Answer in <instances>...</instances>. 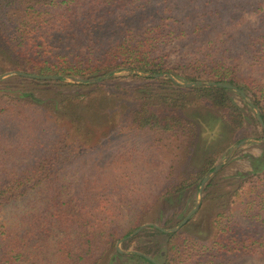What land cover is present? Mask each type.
I'll return each mask as SVG.
<instances>
[{
  "label": "trees",
  "instance_id": "obj_1",
  "mask_svg": "<svg viewBox=\"0 0 264 264\" xmlns=\"http://www.w3.org/2000/svg\"><path fill=\"white\" fill-rule=\"evenodd\" d=\"M213 2L183 9L168 0H0V75L60 77L0 81V264L264 260V153L249 174L226 175L232 160L212 176L180 231L146 228L122 242L130 252L117 250L146 223L176 227L223 153L264 138L235 90L156 77L233 86L264 121V20L248 36L255 75L210 54L171 63L165 53L231 19ZM198 39L200 50L216 44ZM122 69L130 72L96 84L66 81ZM195 221L202 229L189 230Z\"/></svg>",
  "mask_w": 264,
  "mask_h": 264
},
{
  "label": "rangeland",
  "instance_id": "obj_2",
  "mask_svg": "<svg viewBox=\"0 0 264 264\" xmlns=\"http://www.w3.org/2000/svg\"><path fill=\"white\" fill-rule=\"evenodd\" d=\"M210 1L211 2L214 1L211 5H209L210 7L212 6L219 7L227 14H232L230 20L232 19L234 20L233 25L230 26L228 24V21L230 20H229V16H227L225 22L218 24L219 27L216 30L213 29L212 31H206L200 33L198 37L194 36L191 37L190 39H183L182 41L176 42L168 46L165 49V53L168 54L169 61L171 63L184 61L190 57L195 56L197 53H200L198 54L197 57H201V54L204 55L210 54L216 59L222 60L223 62L229 65H233L236 68V70L239 71L241 74L255 75V73L252 72L251 67L249 66L251 49L249 45L248 36L250 31H253L255 33L257 32L258 29L259 30L261 29V25H262L261 20H264V12L261 13L258 10L259 8L264 9V0H168L167 4L172 2L175 3V5L180 8L190 9L195 7L202 8L208 6ZM199 20L204 21L202 19ZM144 23H147V21ZM196 38H200L203 41L213 39L216 41V44L212 46V49H210L209 47L207 48L202 47L200 50L201 43L199 42L195 43ZM126 74L127 73L118 74L116 76H112L111 79L113 77L114 78L121 77ZM108 80H110V78L105 81ZM67 82L75 83L72 82L71 80H68ZM248 119L247 121L251 123ZM208 130H209L208 128H205L204 131L207 132ZM252 139L261 140L260 138L258 139L255 137H252ZM228 140L229 138L227 137L222 138L220 140L221 146L225 145L228 142ZM261 144H264V142H260V141L249 142L241 146L233 154L232 158L224 164L226 165L230 163L232 160H234V163L228 168L226 175L237 176V174L239 173L249 174L253 172V168H252L253 159L262 156L264 153V147L259 146ZM234 145H232L225 153H223L220 161H222L224 158L227 157V155L230 153ZM13 162L17 163L15 162V160ZM170 166H172L171 160L165 161L163 165V172L169 173L171 169ZM192 197L190 198V201ZM194 197H196V204H197L198 194L197 195L195 194ZM201 225H202L201 223L195 221L189 226V230L195 231L197 229H202ZM234 264H264V260H260V261L245 260V261L236 262Z\"/></svg>",
  "mask_w": 264,
  "mask_h": 264
},
{
  "label": "water",
  "instance_id": "obj_3",
  "mask_svg": "<svg viewBox=\"0 0 264 264\" xmlns=\"http://www.w3.org/2000/svg\"><path fill=\"white\" fill-rule=\"evenodd\" d=\"M130 72V69H122L120 71H112V72H109L108 74L104 75V76H101V77H98V78H94V79H90V80H78V79H75V78H68L66 77V81L68 80H71L72 82H75V83H78V84H85V83H90V84H96V83H100V82H103L109 78H111L112 76H116L118 74H124V73H129ZM22 76V77H25V78H31V79H41V80H51V79H59L60 77L59 76H44V75H35V74H27V73H22V72H18V71H12V72H7L5 74H2L0 75V81L7 78V77H10V76ZM140 75H142L140 73ZM143 76H147V75H143ZM163 76H167L168 78H170L171 80H173L176 84L178 85H181L182 87H185V88H190V87H194V86H212V87H219V88H227V89H231V90H235L236 92H238L245 100L248 104H250V106L254 109V111L256 112L257 114V117H258V120L260 122V124L262 125L263 129H264V121L260 115V112L259 110L254 106V104L250 101V99H248L245 94L236 89L235 87L233 86H230V85H225V84H221V83H216V82H206V81H199V82H191V83H181L179 81H177L171 74H157L156 77H163ZM255 141H260V142H264V138L261 139V140H257V139H250V138H247V139H244L242 141H240L239 143H237L236 145H234L230 151V153L227 155L226 158H224L222 161H220L214 168V170L210 171L209 173H207L202 182H201V185H200V189H199V195H198V200H197V204L195 205L194 209L187 215L184 217V219L174 228H171V229H163L162 227L156 225V224H153V223H146L144 225H141L140 227H138L131 235H129L128 237H126L125 239H123L122 241H119L117 243V250L118 252L122 253V254H126L130 251H124L121 249V244L123 241L125 240H130L132 239L133 237H135L136 235H138L142 230L146 229V228H150V227H153V228H156L166 234H170V233H176L178 231H180L187 223L188 221L192 218V216H194V214L197 212V210L199 209L200 207V203L202 201V196H203V189L206 185V183L208 182V180L214 176L216 173H218L220 171V169L222 168V166L227 162L229 161L233 154L241 147L243 146L244 144L246 143H249V142H255Z\"/></svg>",
  "mask_w": 264,
  "mask_h": 264
}]
</instances>
